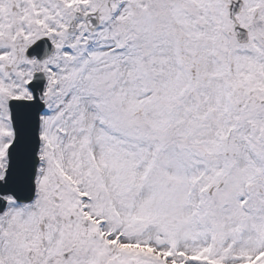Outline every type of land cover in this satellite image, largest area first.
I'll return each mask as SVG.
<instances>
[{"label": "snow or ice", "instance_id": "6c2138e0", "mask_svg": "<svg viewBox=\"0 0 264 264\" xmlns=\"http://www.w3.org/2000/svg\"><path fill=\"white\" fill-rule=\"evenodd\" d=\"M0 264H264V0H0Z\"/></svg>", "mask_w": 264, "mask_h": 264}]
</instances>
